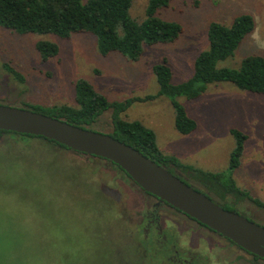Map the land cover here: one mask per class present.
<instances>
[{
  "label": "rangeland",
  "instance_id": "rangeland-1",
  "mask_svg": "<svg viewBox=\"0 0 264 264\" xmlns=\"http://www.w3.org/2000/svg\"><path fill=\"white\" fill-rule=\"evenodd\" d=\"M147 2L134 0L131 15L143 19ZM243 13L254 16L256 28L233 57L219 62L222 67L236 66L249 54L264 55V0H170L161 16L183 24L181 37L174 43L146 46L139 61L116 53L102 55L89 33L60 38L19 34L0 26V103L23 108L72 104L79 79L90 81L112 101L156 96L134 102L122 113L123 118L140 120L152 128L164 154L227 180L233 178L240 190L264 203V96L218 83L209 85L199 99L179 97L198 122L194 132L183 134L175 127L169 98L156 95L159 85L153 73L154 63L165 59L173 68L174 82L188 79L197 54L209 45L211 21L231 24ZM41 39L57 42L59 53L43 60L36 48ZM5 65L15 68L24 80ZM110 120L108 111L88 128L109 133ZM232 128L241 129L248 138L240 167L230 172L229 158L235 145ZM106 162L41 137L1 135L0 264H172L165 250H152V245L142 242L140 234L149 233L144 232V223L135 231L140 219L137 212L147 205V195ZM163 166L178 174L177 168L171 170L172 165ZM216 194L207 195L222 203ZM226 199L239 200V213L264 225V207L233 194ZM161 213L170 216L161 219L165 229L182 222L179 230L185 233L178 234L177 247L187 250L189 240L197 234H186L190 229L181 213L171 208ZM135 233L137 242H132ZM202 254H209L204 247ZM239 254V264H251L248 254ZM253 263L264 264V259ZM205 264L218 262L206 259Z\"/></svg>",
  "mask_w": 264,
  "mask_h": 264
},
{
  "label": "trees",
  "instance_id": "trees-1",
  "mask_svg": "<svg viewBox=\"0 0 264 264\" xmlns=\"http://www.w3.org/2000/svg\"><path fill=\"white\" fill-rule=\"evenodd\" d=\"M133 1L0 0V26L19 34H52L60 38H69L74 33H89L95 37L98 51L102 55L116 53L132 61H139L142 58L146 46L174 43L179 40L184 30L183 24L161 16L162 9L169 6L170 0H148L145 17L141 20L131 15ZM255 28L256 20L251 13L238 15L231 24L211 21L207 29L209 45L197 54L192 76L182 82L173 81V68L167 60L154 63L153 73L159 85L156 95L166 96L171 101L175 112V127L178 131L190 134L198 127L197 120L189 115L186 106L178 100L179 97L188 100L199 99L209 85L218 83H230L238 89L264 96V55L253 53L244 56L236 66H219V62L235 55ZM36 48L43 60L56 56L60 51L57 42L47 39L38 40ZM5 67L16 78L24 80L15 68L8 65ZM75 86L76 93L72 104L52 107L35 105L30 109L84 127L94 126L100 117L111 111L109 134L140 150L159 164L172 165V171L177 168L178 176L196 189L213 196L218 193L222 202L219 204L224 208L240 212L236 206L237 201L231 202L226 199L229 194L240 196L242 199L247 198L264 207V203L252 197L249 191L240 190L233 178L227 180L221 174L206 172L180 162L174 155L164 154L157 145L156 132L152 128L140 120L123 118L122 113L134 102L156 96L112 101L86 79L77 80ZM231 132L235 138V145L230 153L229 170L233 172L241 165L248 136L238 128H232ZM4 133L39 137L0 129V136ZM46 140L67 148L54 140ZM99 158L107 161L106 165L111 169H116L130 178L116 163ZM177 211L183 213L179 209ZM133 237L132 242H135L136 234ZM140 239L147 246L152 245V250H156L158 244L155 234H140ZM162 247L165 249L168 244L165 242ZM254 256L260 258L258 255Z\"/></svg>",
  "mask_w": 264,
  "mask_h": 264
},
{
  "label": "water",
  "instance_id": "water-1",
  "mask_svg": "<svg viewBox=\"0 0 264 264\" xmlns=\"http://www.w3.org/2000/svg\"><path fill=\"white\" fill-rule=\"evenodd\" d=\"M0 129L29 134L119 165L143 190L264 259V225L224 208L165 166L109 133L30 108L0 103Z\"/></svg>",
  "mask_w": 264,
  "mask_h": 264
},
{
  "label": "flooded vegetation",
  "instance_id": "flooded-vegetation-1",
  "mask_svg": "<svg viewBox=\"0 0 264 264\" xmlns=\"http://www.w3.org/2000/svg\"><path fill=\"white\" fill-rule=\"evenodd\" d=\"M178 172V171H177ZM179 173V172H178ZM178 175V174H177ZM141 188V187H139ZM142 191V190H141ZM144 195H147L146 201L148 202L147 205L143 204L139 209L137 214H139V224L136 227L137 231L140 227L141 223H144V232L149 230L148 234H155L156 235V250H165L167 259L172 264H205L206 259H214L215 262L218 264H239L237 258H239V253H244L247 257V254L252 259L251 264H254L253 261L257 258L254 256L255 254L248 252L235 244L233 241L222 235L221 233L211 229L210 227L202 224L201 222L197 221L196 219L188 216L184 212L181 213L183 218H185L184 225H187L186 234H197L196 236L191 237L189 243L186 247L187 250H180L177 246V238L178 234H184L185 231L179 230L180 224L182 223L179 221H172V225L166 229L162 225L161 219H168L167 216L164 217L161 211L167 208H171L175 210L177 209L172 205L168 204L167 202L161 201L158 197L144 192ZM230 200H233V197H229ZM238 202V201H237ZM128 202H126L127 204ZM128 209L129 205L127 204ZM237 206V205H236ZM166 208V209H165ZM238 208V207H237ZM182 212V211H181ZM246 213V212H245ZM248 214V213H247ZM249 215V214H248ZM131 216H129V219ZM186 219L189 220L188 222H193V224L187 223ZM196 225V226H195ZM182 226V225H181ZM136 234V233H135ZM207 234L205 237V241L203 242L204 238L203 235ZM168 244L167 248H163L162 246L164 243ZM202 247L208 250V256H203L202 254ZM240 251V252H239ZM238 252V253H237ZM261 258V257H260ZM242 259V258H240ZM259 259V258H258ZM263 259V258H261ZM241 264V263H240Z\"/></svg>",
  "mask_w": 264,
  "mask_h": 264
}]
</instances>
